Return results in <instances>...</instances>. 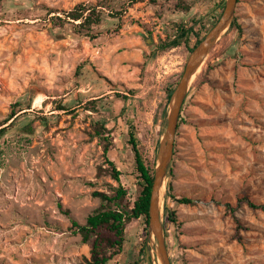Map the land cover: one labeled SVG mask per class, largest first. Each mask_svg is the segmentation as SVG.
<instances>
[{"label": "rangeland", "instance_id": "rangeland-1", "mask_svg": "<svg viewBox=\"0 0 264 264\" xmlns=\"http://www.w3.org/2000/svg\"><path fill=\"white\" fill-rule=\"evenodd\" d=\"M97 1L0 0V127L13 106L23 109L0 135V264H85L89 246L72 233L63 210L82 223L99 203L92 191L117 184L97 176L107 164L101 142L89 135L91 122L110 132L107 156L131 204L137 186L125 119H133L151 159L166 126L165 86L190 55L183 46L158 53L147 38L157 42L170 22H207L219 10L218 0H187L186 13L168 0H111L120 19L106 10L95 39L68 24L54 26V13L46 14L52 8L64 18L60 10ZM234 17L241 34L229 31L216 41L181 106L160 198L173 264H264V211L239 201L264 203V0H237ZM169 182L175 195L193 198L167 199L178 225L163 216ZM143 234V220H130L122 250L108 264H127ZM145 245L143 264H159L148 227Z\"/></svg>", "mask_w": 264, "mask_h": 264}, {"label": "trees", "instance_id": "trees-1", "mask_svg": "<svg viewBox=\"0 0 264 264\" xmlns=\"http://www.w3.org/2000/svg\"><path fill=\"white\" fill-rule=\"evenodd\" d=\"M137 1L139 0H128V3L131 4ZM147 1L155 2L156 0ZM168 1L172 2V6L175 10L186 13L191 8V4L187 0ZM111 3V0H98L96 3L79 2L68 10H60L64 18L56 14L58 11L55 9H45L47 15L54 13L52 16H49V20L54 26L68 24L74 34L88 37L89 39H95L101 34L100 27L103 23V16L106 13V10L108 13H111L108 15L120 19L121 11H112ZM216 6L219 10L211 12L207 18V22L200 17L195 16L189 17L186 20L172 21L164 33V37L159 38L157 42H154L152 38H147L148 45L158 53L178 46H183L187 53H191L208 30L218 20L224 6L223 0H218ZM229 31H234L237 35L241 34L242 29L236 17H233L229 28L224 35ZM210 67L211 64L208 62L207 68ZM179 76L180 74L165 86V103L160 112L162 122L166 119L168 103L179 80ZM203 81H206V79L202 78L199 82ZM129 91L132 93L134 90L130 89ZM120 96L123 99L127 98V96ZM94 102L95 100L90 101V103ZM58 107L64 108V106L61 105ZM21 110L23 109H16L13 106L3 124L7 123L9 120L10 122L5 126L0 127V135L6 130L8 125L15 121L17 117L16 114ZM181 120L182 117L179 115L178 126ZM125 123L127 126L125 143L132 153L135 184L137 186V193L131 204L128 201L127 189L120 182L121 171L116 167L114 161L107 156L110 146V132L102 122L95 120L90 124L92 132H89V135L93 138L96 137L98 141L101 142L104 161L107 164V167H103L102 165L97 167V176L109 175L111 179L117 182V184L115 186L109 184V188L105 190L97 189L92 191V195L98 198L99 203L91 213L86 216L85 221L82 223L71 217L67 209L63 210V213L69 217V228L72 233L78 234L80 242L89 246V257H83L85 264H108L122 250L125 241L126 224L132 219L139 218L143 220L144 234L136 256L129 260L127 264H143L145 259L149 261L148 249L145 243L147 241L149 201L156 154L151 159L148 158L141 148L140 139L133 119L127 117ZM157 147L158 140L155 143V153L157 152ZM174 152L175 149L173 146V154ZM170 170L171 169L169 168L167 170L169 174ZM168 198L172 201L184 204L193 203V198L175 195L172 192L170 182L167 183L163 216L165 221L177 223L178 225L179 222L176 220L174 210L167 204ZM239 201L245 202L250 208L261 209L264 211L263 202H256L248 197H243L239 199ZM229 208L233 210L231 206H229ZM170 262L173 264L171 260Z\"/></svg>", "mask_w": 264, "mask_h": 264}, {"label": "water", "instance_id": "water-1", "mask_svg": "<svg viewBox=\"0 0 264 264\" xmlns=\"http://www.w3.org/2000/svg\"><path fill=\"white\" fill-rule=\"evenodd\" d=\"M237 0H225L223 10L202 40L196 45L186 61L180 78L168 103L165 130L158 142L149 201L148 234L157 242L155 251L159 264H171L167 254L162 224L160 221L159 191L164 186L168 165L173 155L175 132L186 92L197 71L203 64L211 47L223 36L234 17Z\"/></svg>", "mask_w": 264, "mask_h": 264}, {"label": "bare ground", "instance_id": "bare-ground-1", "mask_svg": "<svg viewBox=\"0 0 264 264\" xmlns=\"http://www.w3.org/2000/svg\"><path fill=\"white\" fill-rule=\"evenodd\" d=\"M163 190H164V186L161 187L160 191H159V196L161 197L163 194Z\"/></svg>", "mask_w": 264, "mask_h": 264}]
</instances>
